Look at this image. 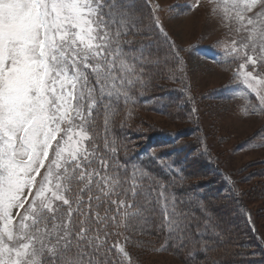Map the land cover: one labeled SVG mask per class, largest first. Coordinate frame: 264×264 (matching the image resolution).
Masks as SVG:
<instances>
[{
  "label": "snow or ice",
  "instance_id": "6c2138e0",
  "mask_svg": "<svg viewBox=\"0 0 264 264\" xmlns=\"http://www.w3.org/2000/svg\"><path fill=\"white\" fill-rule=\"evenodd\" d=\"M204 6L223 29L214 62L230 73L225 87L245 115H264V0L188 5ZM160 10L154 0H0V264H137L130 248L153 231L164 233L154 251L191 244L189 257L223 239L208 221L193 228L185 202L120 135L137 91L162 69L175 74L150 43L153 28L168 36ZM161 165L173 179L180 171Z\"/></svg>",
  "mask_w": 264,
  "mask_h": 264
},
{
  "label": "rangeland",
  "instance_id": "374dc122",
  "mask_svg": "<svg viewBox=\"0 0 264 264\" xmlns=\"http://www.w3.org/2000/svg\"><path fill=\"white\" fill-rule=\"evenodd\" d=\"M154 2L160 5L158 14L168 36L153 28L152 50L158 51L161 57L167 54L169 67L176 70L172 75L162 69L147 88L137 91L135 103L129 106L131 116L128 118L146 137L161 135L164 158L173 154L174 148H182L173 143L180 133L191 134L180 142L195 150V158L203 159L198 164L205 160L217 170V185L222 177L227 199L238 202V208L233 213L230 211L225 232L233 225L239 226L238 235L246 242L251 257L257 264H264V257L256 249L259 238L264 245V192L260 189L264 184V140L256 136L258 132L264 135V115H245L244 101L232 96L225 87L231 83L230 73L214 62L220 57L217 41L222 38L223 29L209 15L207 7L190 10L188 5L193 0ZM149 7H145L146 14ZM171 42H175L179 57L175 56L176 50L171 49ZM180 59L184 61L182 72L179 71ZM169 100L177 102L179 107L173 106L172 112L164 115L159 113ZM121 114L126 117L124 112ZM257 144L260 146H254ZM205 146L207 151H204ZM186 149H182V156ZM166 159L171 161V155ZM249 215L255 234L246 227ZM219 216L227 219L223 212ZM134 247L130 251L137 264H185V258L179 255L154 251L155 244L149 253H141L140 258Z\"/></svg>",
  "mask_w": 264,
  "mask_h": 264
},
{
  "label": "trees",
  "instance_id": "16d2710c",
  "mask_svg": "<svg viewBox=\"0 0 264 264\" xmlns=\"http://www.w3.org/2000/svg\"><path fill=\"white\" fill-rule=\"evenodd\" d=\"M177 105L178 103L174 100H169L167 103H164L163 107L158 111L164 115L167 112H172L171 108ZM121 118L125 119L126 127L121 131L120 135L128 144L131 158L143 163L152 173L168 182L171 191H173L180 200L185 202L181 207L194 215L195 222L193 228H195L197 223L203 228L205 221H208V223L213 226L216 231H219L223 237V239L219 241H215V238L210 234L205 237L210 241H215V250L207 254L204 252H197L195 256L189 257V250L192 249L195 251L191 244L183 248L169 247L167 252L185 258L183 261L185 264H257L251 257L253 255L251 251L248 250V246L245 245L246 242L238 235V233H240V227L233 225L234 227L232 226L228 233L225 232L226 223L229 222L227 220L231 218L229 214L231 212L233 213L235 208H238V202L236 203L232 199H227V189L225 183L222 182V177L221 182L217 185V178H219L217 176V170L205 160L198 164L197 162H201L203 159L200 160L195 158V150L192 147H187L189 146L188 144L180 142L186 136L191 137V134L180 133L178 138L173 140V143L178 144V147L180 146L182 148H174L175 152L170 154V161L166 159L170 157V155L168 156L167 154L166 158L161 155L164 152L161 148L164 142L160 134L146 137L141 129L134 128L132 120H129L124 114H121ZM185 147L187 151L186 154L182 156L181 151ZM152 153H155V156H153ZM187 154H189V156L186 157ZM161 160L166 164L172 165L173 172H175L177 168L180 169V171L176 172L175 179H173L172 172L162 167ZM199 166L200 168H198ZM260 189L264 192V184H261ZM201 206L204 209L203 211L201 210ZM219 212L226 214L227 219L226 217H220ZM215 214H217L218 217H216ZM206 215L208 218H206ZM245 223L246 227L253 232L247 217ZM163 238L164 233H157L156 231L138 237L139 245H136L134 248H137L139 258L141 253H149L154 244L156 247L160 245ZM256 249L264 257L260 245L257 244ZM251 258L253 260H250Z\"/></svg>",
  "mask_w": 264,
  "mask_h": 264
}]
</instances>
